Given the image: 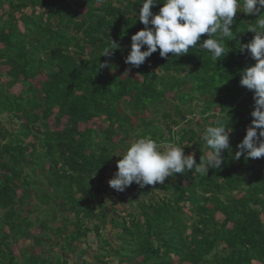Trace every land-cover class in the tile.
Here are the masks:
<instances>
[{
    "label": "trees",
    "instance_id": "obj_1",
    "mask_svg": "<svg viewBox=\"0 0 264 264\" xmlns=\"http://www.w3.org/2000/svg\"><path fill=\"white\" fill-rule=\"evenodd\" d=\"M143 2L0 0V264H264V157L235 159L254 110L240 80L256 61L240 44L264 10L237 13L218 62L199 49L167 58L158 50L135 68L125 58L145 27ZM109 40L119 47L101 57ZM99 62L109 66L97 71ZM217 121L233 129L220 169L134 182L132 210L117 215L121 192L109 180L129 141L173 144L199 164L212 151L201 133ZM111 230L117 247L104 235Z\"/></svg>",
    "mask_w": 264,
    "mask_h": 264
},
{
    "label": "clouds",
    "instance_id": "obj_2",
    "mask_svg": "<svg viewBox=\"0 0 264 264\" xmlns=\"http://www.w3.org/2000/svg\"><path fill=\"white\" fill-rule=\"evenodd\" d=\"M158 3L159 0H144L140 7L139 21L145 27L131 37V50L125 58V63L132 67L139 68L158 50L162 58H167L169 53L180 57L189 54L190 49H199L218 62L229 54L226 40L233 38L237 13L252 16L264 10V0H165L159 12L154 13L152 9ZM247 31L255 36L249 43L240 44V51L250 53L256 63L242 71L240 84L254 93V110L246 136L237 146V160L245 153L246 159L264 157V15L250 23ZM205 34L208 38L198 43ZM107 45L101 57H110L115 52L112 49L119 47L112 40ZM108 66L107 62H99L97 71ZM232 131L220 121L204 129L201 139L212 151L206 161L201 157L199 164L195 153L185 155L184 148L179 146H161L150 137L131 140L127 150L119 154L118 171L109 180V186L123 192L134 182L141 188L163 184L173 174L194 168L195 173L208 175L210 169H220L224 164L222 153L231 150Z\"/></svg>",
    "mask_w": 264,
    "mask_h": 264
},
{
    "label": "rangeland",
    "instance_id": "obj_3",
    "mask_svg": "<svg viewBox=\"0 0 264 264\" xmlns=\"http://www.w3.org/2000/svg\"><path fill=\"white\" fill-rule=\"evenodd\" d=\"M20 90H21V85H17V86H15L12 90H11V92L13 93V94H19L20 93ZM170 106H167V108H169ZM53 121L51 120V123H52ZM104 125H105V123L103 122V120L98 124V126H97V128H98V130L100 131V130H102V128L104 127ZM29 141H31V138L30 139H28V140H26V142H29ZM113 166H116V164H114ZM112 171H114L113 169H111V172ZM109 174H107V177H109L108 176ZM108 191H111L110 189L108 190ZM115 191V190H114ZM108 193H106V194H104L103 193V197H106V195H107ZM122 195V197L124 198V200H123V202H119V197ZM135 195H137L136 193H134V192H130L129 190H128V188H126V190L125 191H123V192H121V193H118V195L117 196H113V200H115L116 201V204H115V207H116V209H117V215L118 216H125V212H124V210H123V208H125V209H129V211H131L132 209H131V207H130V205H129V202H130V200H131V197L132 196H135ZM108 202H107V204L108 205H110L111 204V201L108 199L107 200ZM35 203H37V200H36V195L35 194H33V196H32V200H31V206L29 207L30 209H34L35 208ZM123 203V204H122ZM27 216H30V218H32V219H35L38 215H39V212H36V214H26ZM88 227H92V223H88ZM32 233L33 234H38L39 233V229H38V226H36L35 228H33L32 229ZM115 233H117V231L116 230H111V231H109V233L108 232H104V235H106V236H109V240L115 245V247H117V245H119L120 243H121V241L120 240H118V239H116L115 237H112L111 235H113V234H115ZM90 237L91 238H93L94 239V235L93 234H91L90 235ZM95 240V239H94ZM24 244L25 243H27V242H23ZM29 243V242H28ZM20 247H21V243L19 244V245H16L15 246V248H14V251H15V254H16V256H18L19 255V249H20ZM88 247H89V251L87 252V255H86V258H87V260L88 261H93V257H92V255L93 254H95V253H97L98 252V242H96V241H94V243L93 242H90L89 243V245H88ZM85 248H87V246L83 243L82 245H81V249H85ZM41 251V249L40 248H38L37 250H36V252L37 253H39ZM112 262L113 263H115L116 262V260H112Z\"/></svg>",
    "mask_w": 264,
    "mask_h": 264
}]
</instances>
